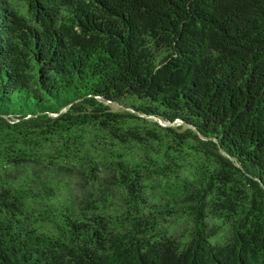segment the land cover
I'll list each match as a JSON object with an SVG mask.
<instances>
[{"label": "trees", "instance_id": "obj_1", "mask_svg": "<svg viewBox=\"0 0 264 264\" xmlns=\"http://www.w3.org/2000/svg\"><path fill=\"white\" fill-rule=\"evenodd\" d=\"M0 264H264V0H0Z\"/></svg>", "mask_w": 264, "mask_h": 264}]
</instances>
